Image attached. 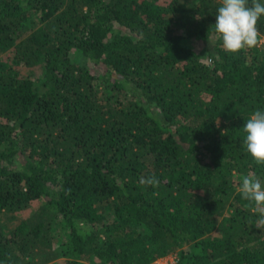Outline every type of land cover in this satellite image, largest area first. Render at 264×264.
<instances>
[{
	"label": "trees",
	"instance_id": "trees-1",
	"mask_svg": "<svg viewBox=\"0 0 264 264\" xmlns=\"http://www.w3.org/2000/svg\"><path fill=\"white\" fill-rule=\"evenodd\" d=\"M219 6L0 0V264H264V50L226 52Z\"/></svg>",
	"mask_w": 264,
	"mask_h": 264
},
{
	"label": "clouds",
	"instance_id": "clouds-1",
	"mask_svg": "<svg viewBox=\"0 0 264 264\" xmlns=\"http://www.w3.org/2000/svg\"><path fill=\"white\" fill-rule=\"evenodd\" d=\"M261 17H264L262 0H220L214 31L223 49L238 54L264 44V34L258 27ZM242 130L246 151L257 164L264 165V109H256L244 122ZM141 182L152 186L158 183L154 176ZM238 191L243 200L250 202L252 212L258 214L257 226L264 227V180L255 173L244 174L240 177Z\"/></svg>",
	"mask_w": 264,
	"mask_h": 264
},
{
	"label": "rangeland",
	"instance_id": "rangeland-1",
	"mask_svg": "<svg viewBox=\"0 0 264 264\" xmlns=\"http://www.w3.org/2000/svg\"><path fill=\"white\" fill-rule=\"evenodd\" d=\"M262 50H264V44H262L261 46H259ZM20 221V219L16 218V219H12L10 217H3L2 218V223L5 225V227L7 228V230H11L15 227V224H17ZM66 260L67 258H60L57 261H55L52 264H66ZM177 263V259L175 255H170L167 257H164L162 259L157 260L156 262H154L153 264H176Z\"/></svg>",
	"mask_w": 264,
	"mask_h": 264
}]
</instances>
